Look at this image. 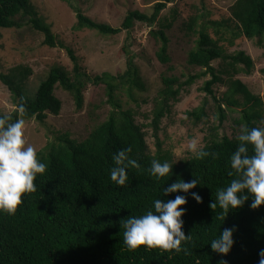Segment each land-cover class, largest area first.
<instances>
[{"label":"trees","instance_id":"1","mask_svg":"<svg viewBox=\"0 0 264 264\" xmlns=\"http://www.w3.org/2000/svg\"><path fill=\"white\" fill-rule=\"evenodd\" d=\"M174 1L155 2L150 15L129 10L118 28L95 22L75 10V27L93 30L102 36H114L121 31L130 32L136 22L149 27L156 24L158 29L149 31L160 42L156 57L160 63L169 65L166 31L171 29L176 14L173 12L171 20L160 15L166 5ZM204 17L194 15L183 25L188 34L197 35L195 46L187 54V64L202 72L188 76L185 81L173 75L163 76L162 88L146 117L150 120L146 126L151 129L155 141V152L151 155L147 152L144 126L137 124L132 110L126 109L116 96L122 89L128 94L133 89L142 90L129 45L122 48L128 56L123 73L90 76L79 64L73 50L56 40L50 25L37 15L31 0H0V30L17 29L25 23L43 36V45L65 49L73 64L72 74L61 65L51 67L32 99L22 92L32 73L30 68L18 66L12 68L8 75L0 74L1 82L13 95L14 106L23 103L26 109L24 113L14 109L7 114L11 117L10 122L24 119L25 122L35 120L43 124L49 114L58 115L61 102L54 94L56 86L68 92L76 108L81 109L86 86L103 84L107 103L112 108L107 119L92 128L82 141L77 142L64 134L57 143L37 153L47 169L34 181L36 192L24 194L23 203L15 214L0 212V264H222L224 261L226 264H259V252L264 249V204L252 208L253 201L249 197L242 206L227 214L218 204L215 208L210 205L216 200L218 190L238 178L230 167V157L238 141L236 137L219 136L217 133L226 119L222 104L229 110L234 109L240 105L235 96L240 95L242 111L235 123L251 129L259 127L262 119L259 111L261 100L235 80L224 99L219 101L213 87L221 83V77L212 63L220 60L231 66L243 64L246 69L252 67L251 59L243 51L228 53L221 40L227 33L231 46L241 37L264 40V0H235L225 20L206 23ZM206 25L213 27V36ZM207 74L211 78L205 82L203 91L215 103L217 121L209 128L211 133L204 145L211 154L203 159L194 156L176 164L159 138L161 120L170 113L181 90ZM187 114L199 121L203 108ZM125 148L132 149L128 155L140 166H130L128 181L124 186H118L111 180L110 170L116 166L115 155ZM249 154H252L251 146ZM153 160L173 164L172 174L159 179L153 176L150 173ZM230 171L232 176L228 174ZM194 178L200 184L188 194L163 195L162 189L171 183L179 179L188 182ZM191 192L198 193L202 202L197 203ZM176 195L187 196V203L181 206L185 209L182 230L192 239L182 244L185 250L177 253L146 246L129 250L124 244V221L129 216H140L154 210L156 199L165 201L174 199ZM233 227L234 244L229 253L221 255L212 251L211 241L218 238L225 228Z\"/></svg>","mask_w":264,"mask_h":264},{"label":"rangeland","instance_id":"2","mask_svg":"<svg viewBox=\"0 0 264 264\" xmlns=\"http://www.w3.org/2000/svg\"><path fill=\"white\" fill-rule=\"evenodd\" d=\"M158 1L161 0H31L37 15L50 25L56 40L73 50L79 64L90 76L123 73L128 56L122 48L125 44L129 45L134 64L138 68L142 90L133 89L128 94L122 89L116 96L126 109L132 110L137 124L144 126L147 152L151 155L155 152V141L151 129L146 126L150 122L146 117L162 88L161 78L173 75L185 81L188 76L202 72L187 64V54L195 46L197 35L188 34L183 25L194 15H204L206 23L225 20L228 9L235 0H175L167 4L161 12V18L171 20L173 12L176 14L171 29L166 31L169 40V65L160 63L156 57L160 42L149 34L150 30L158 29L156 24L149 27L136 22L128 33L121 31L114 36H102L93 30L77 29L75 10L81 11L95 22L118 28L129 10L150 15L152 5ZM22 24L17 29L0 30V74L8 75L12 68L18 66L30 68L32 73L22 87V92L32 99L51 67L61 65L72 74L73 64L65 49L43 45V36L27 24ZM206 27L213 36V27ZM227 34L221 44L228 53L243 51L251 59L252 67L246 69L243 64L231 66L228 62L214 61L212 66L220 72L221 77V83L213 87L215 97L219 101L224 99L233 81H240L253 95L260 98L259 111L262 119L258 126L264 127V40H247L241 37L234 40L231 46ZM210 78L207 74L195 80L192 85L184 87L170 113L161 120L159 138L163 148L171 152L176 164L193 158L195 155L188 151V142L197 139L201 145H205L206 138L211 133L209 128L217 123L215 103L203 91L205 82ZM54 94L61 102L58 115L49 114L43 124L35 120L25 122V139L35 147L37 153L50 144L57 143L58 138L64 134L77 142L82 141L92 128L107 119L112 110L107 103L103 84L86 86L81 109L76 108L71 95L60 87L56 86ZM235 98L240 105L234 109L229 110L221 103L226 119L217 132L219 136L234 138L240 134L242 127L235 121L241 115L242 98L240 95ZM14 105L13 95L0 80V114H9L15 109ZM199 108H203V116L199 121L188 116V112Z\"/></svg>","mask_w":264,"mask_h":264},{"label":"clouds","instance_id":"3","mask_svg":"<svg viewBox=\"0 0 264 264\" xmlns=\"http://www.w3.org/2000/svg\"><path fill=\"white\" fill-rule=\"evenodd\" d=\"M15 110L19 113L26 111L23 103L16 105ZM10 120V116L0 115V212L13 215L23 203L24 194L36 192L34 181L38 174L46 172L47 165L38 158L35 147L25 139V120ZM236 140L238 145L230 157V167L238 178L233 179L226 188L218 190L216 200L210 205L215 208L218 204L226 214L242 206L249 197L253 201L252 208L264 204V127H243ZM249 146L252 154H249ZM187 147L199 159L211 154L197 139L190 140ZM131 151V148L122 149L114 157L116 166L110 170V177L118 186H124L128 181L127 170L130 166H140L129 157ZM172 165L167 161L161 163L153 160L150 173L158 179L164 178L172 174ZM228 174L232 176L233 172ZM198 184L196 178L188 182L179 179L163 188L162 193L165 196L177 192L188 194ZM191 197L197 203L202 202V197L196 192H191ZM186 203L185 195H176L174 199L165 201L156 199L154 210L150 209L140 216H129L122 225L124 244L129 250L146 246L177 253L184 251L182 244L192 239L182 230L185 209L181 206ZM234 230V227L225 228L218 238L212 240V251L227 255L234 244ZM259 257V264H264V249L259 252ZM222 264H226V261Z\"/></svg>","mask_w":264,"mask_h":264}]
</instances>
